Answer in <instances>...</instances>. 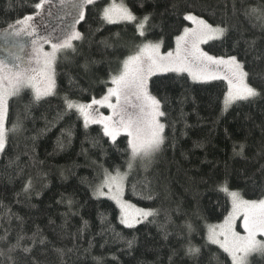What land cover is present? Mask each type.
I'll list each match as a JSON object with an SVG mask.
<instances>
[{"label": "trees", "instance_id": "1", "mask_svg": "<svg viewBox=\"0 0 264 264\" xmlns=\"http://www.w3.org/2000/svg\"><path fill=\"white\" fill-rule=\"evenodd\" d=\"M56 1L59 10L51 22L57 17L67 19L58 29L61 32L73 21L66 15L68 9L60 6V0ZM38 2L0 0V30L36 13ZM110 2L98 0L96 5L86 6L84 19L75 24L86 39L79 45L78 54L69 53L68 59L58 60L57 96L31 104V91L25 90L23 98L13 97L9 101L7 127L19 120L23 130L9 135L0 157V236L8 229L10 242L15 243L17 233L30 237L39 229L50 242L34 249L33 255L40 264H60L54 247L74 249L65 258L67 264H231L227 253L207 243V229L230 212V198L216 190L226 175L230 189L239 191L243 198L264 199V176L258 172L264 165V156L259 155L264 149V100L237 102L224 111L228 90L225 81L197 83L184 73L153 75L149 79V91L162 100L167 114L161 118L166 125V139L146 170L140 161L135 162L124 197L137 207L156 209L158 214L149 218L151 222L125 227L119 220V207L108 198L94 196L93 189L99 183L102 168L127 170L128 137H118L117 150L103 136L100 125L90 124L86 129L83 118L75 111L65 112L62 102L65 94L81 103L100 98L106 93V86L100 81L108 79L109 71L120 69L121 61L131 54V48H120L115 53L112 49L105 50L100 41L115 33L130 45L139 39L132 23L101 21L99 9ZM123 2L137 16L145 11L164 12L166 6L170 7L169 0H147L144 8H140L138 0ZM231 2L181 0L182 7L192 4L190 10L210 23L227 21L234 26L225 40L211 41L204 50L215 57L237 55L246 61V68L253 70L250 82L264 86V64L254 59L264 52V31L258 25L252 26L255 21L249 22L240 14L233 16ZM261 2L239 0L238 7ZM226 3L229 10L224 8ZM156 22L162 23L163 30L155 29L149 38L162 36L165 52L174 48L175 36L183 27L190 26L179 14L171 12L163 18L157 16ZM10 37L0 40L10 45L6 48H11L13 53L15 45ZM246 41L256 42L255 51L248 49ZM105 52L111 63L98 64L90 74L84 75L79 65L86 59L101 60ZM7 59L8 67L17 62L12 56ZM70 77L76 81L73 86L69 85ZM240 144L245 145L246 158L233 153V146L239 150ZM29 180L32 188L25 193L23 188ZM147 181L151 182L154 199L146 198ZM187 223L194 228L190 237L185 228ZM189 239L201 248L198 258L185 255ZM128 241H134L132 248L128 247ZM26 243L31 246L29 241ZM0 249L6 251L7 246L0 242ZM15 255L20 264H27L21 253ZM0 264H8L5 256H0Z\"/></svg>", "mask_w": 264, "mask_h": 264}, {"label": "snow or ice", "instance_id": "2", "mask_svg": "<svg viewBox=\"0 0 264 264\" xmlns=\"http://www.w3.org/2000/svg\"><path fill=\"white\" fill-rule=\"evenodd\" d=\"M97 2L98 0H60V6L68 9L66 15L72 17L73 23L66 26L59 34L39 33L32 23L35 19L34 15H25L15 20L8 25L10 31L0 33L3 37H20L22 34L32 37V55L26 61L16 56L17 63L12 67L0 61V154L5 151L9 135L23 130L22 122L19 120L11 128L7 127L9 100L13 97L23 98L25 90L31 91V104H39L49 97L58 95L57 62L61 57L68 59L69 53L73 56L78 54L79 45L86 38L82 32L76 30L75 24L84 19L86 6L96 5ZM146 2L147 0H138L140 8H144ZM46 3H51V0H39L35 4V9L39 12ZM238 3L239 0H232L231 14L233 16L240 14L249 22L255 21L252 26L258 25L264 31V0L260 4H248L243 7H238ZM169 4L170 7L166 6L164 12L145 11L142 16H137L123 0L119 4L116 0H111L106 6L101 7L99 9L101 21L106 24L132 23L135 26V37L139 39L138 41L134 39L130 45L119 33H115L112 37L100 41L105 50L112 49L115 53L120 48H131V54L121 61L120 69L115 72L109 71L108 79L100 81L105 84L106 93L99 99L93 97L90 103H80L71 98L69 94L62 97L64 111L78 113L83 118L86 129L90 124L100 125L103 136L108 138L110 146L119 150L118 137L121 134L128 137L130 157L127 170L121 171L119 167L113 170L102 168L99 183L93 189V194L97 198L108 195L116 202L121 213L120 223L127 228H133L145 221L151 222L149 217L158 214L156 209H138L121 198L135 162L139 160L146 170L152 158L161 151L165 143L166 125L161 122V118L166 117L167 114L163 110L162 100L149 91L148 81L153 75L156 73H176L178 75L187 73L192 81L197 83H207L212 80L226 81L228 90L224 99V111L237 102L254 103L257 100H264V86L257 87L250 82L253 70L246 68V61L240 60L237 55L227 58L215 57L201 48V45L209 40H225L234 26L227 21L210 23L202 15L190 10L193 7L192 4L182 7L181 0H169ZM224 8L229 10L227 3ZM169 12L172 15L179 14L183 21H187L191 26L183 27L182 31L175 36L173 50L161 54L160 49L164 38L161 36L153 40L149 37L155 29L163 30L162 23L156 22L157 16L163 18ZM245 43L248 49L255 51V41ZM45 45L50 46V51L44 50ZM20 48L23 51L22 45ZM106 55L107 52L101 60L86 59L83 64L79 65L83 74H90L94 66L98 64H110L111 61L105 58ZM254 59L258 64H264V52L258 53ZM75 84L76 81L70 77L69 85ZM130 96H135L138 103L130 105ZM130 106L136 111L130 112L128 110ZM98 108L109 109L111 115H104L99 112ZM238 148L239 150L237 146H233L234 155L246 158L245 145L240 144ZM259 155L264 156V149ZM10 163H15V161ZM258 172L260 176H264V165L258 169ZM31 188L32 181L29 180L23 191L29 193ZM133 190L135 191V185H133ZM216 190L228 195L232 211L223 224L209 226L206 235L207 243L218 245L223 249L231 258V264H264V240L257 239L258 234L264 236V199H243L239 191L230 189L227 175L217 184ZM144 191L147 199H154L150 181L145 182ZM68 203L71 205L72 201L69 200ZM6 212L10 213V209H6ZM240 214H243L245 235L237 233L233 226L234 220ZM86 226L87 222H85ZM185 228L190 237L194 231L193 225L187 223ZM80 231L82 232L83 229ZM9 236L8 229H5L4 234L0 236V242L7 246L6 251L0 249V256H5L8 264H20L15 255L17 252L22 254L27 264H40L39 258L33 255L34 249L37 246H46L50 242L39 229L30 237L22 232L17 233L15 243L10 242ZM26 241H29L31 246ZM127 244L129 248H132L134 241H128ZM53 251L59 258L60 264H67L65 258L74 249L54 247ZM200 252L201 248L193 245L189 239L185 255L198 258Z\"/></svg>", "mask_w": 264, "mask_h": 264}, {"label": "rangeland", "instance_id": "3", "mask_svg": "<svg viewBox=\"0 0 264 264\" xmlns=\"http://www.w3.org/2000/svg\"><path fill=\"white\" fill-rule=\"evenodd\" d=\"M58 2L59 1H56V0H51V3H46L45 5H44V8L43 9H41V10H39V12H38V14H37V12L36 13H34V14H32V15H34L35 16V19H34V21H32V23H33V26L34 27H36L37 28V30H38V32L39 33H41V34H43V35H47L48 33H54V34H59L60 33V31L58 30V29H60L61 27H62V25L61 24H64V23H66L67 22V19H62V20H60L59 19V17H57L53 22H51L52 21V19H54L53 18V15L55 14V13H57L58 12ZM117 4H119L120 2H116ZM86 9V8H85ZM119 23H128V22H119ZM191 26V25H190ZM189 26V27H190ZM5 31H10L8 28H5V29H1L0 30V33H3V32H5ZM1 37H3V36H0V38ZM10 39H12V42L14 43V45H15V48L13 49L14 51H13V53L11 52L12 50H11V48H6V47H8V46H10L9 44H5V43H3L2 44V39L0 40V52H2V54H0V61H4V63L8 66V64H9V60L7 59V58H9L10 57V59H11V56L14 58V57H16V56H20V57H22L23 58V61H26L27 59H28V57H30L31 55H32V44H31V41H32V37H30V36H26V35H21L20 37H14V36H11L10 37ZM211 41H214V40H209L207 43H209V42H211ZM207 43H205V44H202L201 45V48L204 50V46L207 44ZM7 45V46H6ZM20 45H22L23 46V51H21V48H20ZM5 46V47H4ZM5 48V50H2V49H4ZM174 48H175V46H174ZM173 48V49H174ZM173 49H171V50H173ZM44 50L45 51H50V46L49 45H45L44 46ZM205 51V50H204ZM160 52H161V54H164V53H167V52H165L164 50H163V48L161 47V49H160ZM15 53V54H14ZM15 56H14V55ZM210 55V54H209ZM12 60H14V61H16V59H12ZM23 61H21V62H23ZM14 63H17V62H14ZM156 74H161V73H156ZM155 74V75H156ZM184 74H187V73H184ZM188 75V74H187ZM189 76V75H188ZM190 77V76H189ZM191 78V77H190ZM212 81H216V80H212ZM224 81V80H223ZM209 82H211V81H209ZM226 82V81H225ZM148 83H149V81H148ZM227 83V82H226ZM97 99H99V98H97ZM10 101V100H9ZM113 102H115V100H114V98H113ZM81 103V102H80ZM88 103H90V102H88ZM138 102L136 101V98H135V96H130V98H129V104L130 105H135V104H137ZM94 107H98V106H94ZM98 110H99V112H101V113H103L104 115H111V112H110V110L109 109H107V108H98ZM130 112H134V111H136V109L134 108V107H129V109H128ZM121 135H123V134H121ZM0 157H1V154H0ZM136 162H139V160H137ZM125 186H126V184H125ZM105 192H107V189H105ZM124 193H125V187H124V189H123V192H122V195H121V198H122V200L123 201H126V199H125V197H124ZM103 197H105V198H108V199H110V200H112L115 204H116V202L113 200V199H111V198H109V196L108 195H106V196H103ZM243 198V197H242ZM243 199H245V198H243ZM127 202V201H126ZM129 203V202H128ZM129 204H131V203H129ZM117 205V204H116ZM131 205H133V204H131ZM135 206V205H134ZM135 208H138V209H144V208H140V207H137V206H135ZM120 209V208H119ZM232 211V204H231V209H230V212ZM229 212V213H230ZM229 215V214H228ZM227 215V216H228ZM226 216V217H227ZM150 218V217H149ZM225 220V219H224ZM224 220H222V221H220V222H217V223H214V224H211L210 226H214V225H220V224H223L224 223ZM141 224V223H140ZM139 224H137L136 226H138ZM135 226V227H136ZM233 226H234V230L237 232V233H239L240 235H245L246 233H245V231H244V228H243V214H240V215H238L237 217H236V219L234 220V222H233ZM208 228H209V226H208ZM207 231H208V229H207ZM257 239L258 240H264V236H261V235H257ZM214 245V244H213ZM216 246H218V245H216ZM219 247V246H218ZM223 250V249H222Z\"/></svg>", "mask_w": 264, "mask_h": 264}]
</instances>
